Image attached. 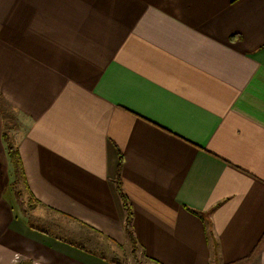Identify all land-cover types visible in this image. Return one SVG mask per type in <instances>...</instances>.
I'll list each match as a JSON object with an SVG mask.
<instances>
[{
    "label": "crops",
    "instance_id": "0c3cea01",
    "mask_svg": "<svg viewBox=\"0 0 264 264\" xmlns=\"http://www.w3.org/2000/svg\"><path fill=\"white\" fill-rule=\"evenodd\" d=\"M1 93L0 264H112L120 161L147 264H264V0H0Z\"/></svg>",
    "mask_w": 264,
    "mask_h": 264
},
{
    "label": "rangeland",
    "instance_id": "374dc122",
    "mask_svg": "<svg viewBox=\"0 0 264 264\" xmlns=\"http://www.w3.org/2000/svg\"><path fill=\"white\" fill-rule=\"evenodd\" d=\"M11 102L5 98L2 93L0 94V115L4 120V128L5 134V141L7 143L6 146V156H7V163L10 167L9 173H11V180H10V190L14 197V207L13 209L19 212L20 207H27L29 211L33 212L34 214H41V210L36 202L33 201L32 198L28 195L29 193V186L27 181H24L22 173L18 166L17 154L9 153L8 147L9 143L17 149L20 155L19 146H18V133L20 130V122H18L17 112L12 108ZM24 167V166H23ZM26 176V173H25ZM27 180V178H26ZM27 183V185H26ZM29 200V201H28ZM43 215V213H42ZM112 255L111 259L116 260L119 264H147L148 262L145 261V258L140 254V248H137L135 252L132 250V245L130 247L125 246H115L112 244ZM16 262L18 261V257L15 258Z\"/></svg>",
    "mask_w": 264,
    "mask_h": 264
},
{
    "label": "trees",
    "instance_id": "16d2710c",
    "mask_svg": "<svg viewBox=\"0 0 264 264\" xmlns=\"http://www.w3.org/2000/svg\"><path fill=\"white\" fill-rule=\"evenodd\" d=\"M4 136L7 137V135H4ZM8 151H9L10 154L11 153H13V154L16 153L17 154L18 166H19V169H20V171L22 173L24 181L26 182L27 180H26V176H25V169L23 167L24 164H23L21 156L19 155V152L17 151V149H14V147L10 143H9ZM115 183H116V188L118 190V193H119V195H120V197L122 199L124 209L126 211L125 230H126L128 238L130 240V243L132 245V250L135 252V250H137V248H138V244H137V239L135 237V234H134V231H133V226H132L133 208L131 206L129 198L127 197V195L123 191L122 181H121V161H120V165L118 167ZM26 185H27V183H26ZM194 212L196 214L200 215L202 218H207L206 215H204V214H202L200 212H197V211H194ZM206 220H208V218ZM110 262L112 264H119L116 260H113V259H111Z\"/></svg>",
    "mask_w": 264,
    "mask_h": 264
}]
</instances>
